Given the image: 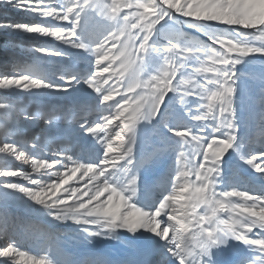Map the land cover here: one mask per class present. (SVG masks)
<instances>
[{"label": "snow or ice", "instance_id": "obj_1", "mask_svg": "<svg viewBox=\"0 0 264 264\" xmlns=\"http://www.w3.org/2000/svg\"><path fill=\"white\" fill-rule=\"evenodd\" d=\"M0 6V264H264V0Z\"/></svg>", "mask_w": 264, "mask_h": 264}, {"label": "trees", "instance_id": "obj_2", "mask_svg": "<svg viewBox=\"0 0 264 264\" xmlns=\"http://www.w3.org/2000/svg\"><path fill=\"white\" fill-rule=\"evenodd\" d=\"M17 16L16 13L11 12L9 9H6L3 6H0V18L8 17V18H15ZM4 37L0 35V39H3Z\"/></svg>", "mask_w": 264, "mask_h": 264}, {"label": "rangeland", "instance_id": "obj_3", "mask_svg": "<svg viewBox=\"0 0 264 264\" xmlns=\"http://www.w3.org/2000/svg\"><path fill=\"white\" fill-rule=\"evenodd\" d=\"M15 18H17V16H16ZM29 43H30V42H29Z\"/></svg>", "mask_w": 264, "mask_h": 264}]
</instances>
